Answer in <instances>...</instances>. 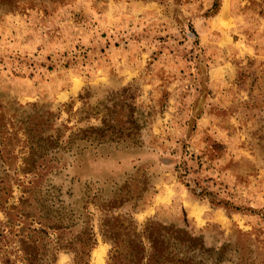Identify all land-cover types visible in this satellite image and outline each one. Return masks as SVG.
<instances>
[{
    "label": "rangeland",
    "instance_id": "rangeland-1",
    "mask_svg": "<svg viewBox=\"0 0 264 264\" xmlns=\"http://www.w3.org/2000/svg\"><path fill=\"white\" fill-rule=\"evenodd\" d=\"M3 169L0 220L90 225L89 264L104 213L191 231L203 264H264V0H0Z\"/></svg>",
    "mask_w": 264,
    "mask_h": 264
},
{
    "label": "trees",
    "instance_id": "trees-1",
    "mask_svg": "<svg viewBox=\"0 0 264 264\" xmlns=\"http://www.w3.org/2000/svg\"><path fill=\"white\" fill-rule=\"evenodd\" d=\"M2 1L13 6L20 2L32 4L35 1L64 0ZM7 177L8 170H1L0 180ZM104 214L101 234L112 246L108 264H203L204 258L197 255L207 256L209 253L199 236L177 225L150 219L138 229L128 214ZM28 216L18 209L15 213H5V221L0 220V264H57L58 252L66 248L72 253L74 264H89L90 252L96 244L90 225L72 234L74 237L70 239L67 233L51 237L52 233L47 229L54 227L47 224L33 229L21 227L20 223L26 222ZM57 226L59 228L61 224Z\"/></svg>",
    "mask_w": 264,
    "mask_h": 264
}]
</instances>
